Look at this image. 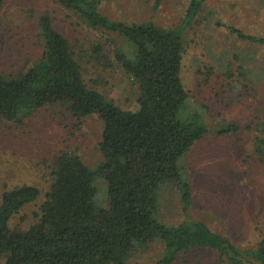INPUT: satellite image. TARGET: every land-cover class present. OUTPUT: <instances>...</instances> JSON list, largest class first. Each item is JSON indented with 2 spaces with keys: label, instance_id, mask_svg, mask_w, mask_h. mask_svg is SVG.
Returning <instances> with one entry per match:
<instances>
[{
  "label": "trees",
  "instance_id": "trees-1",
  "mask_svg": "<svg viewBox=\"0 0 264 264\" xmlns=\"http://www.w3.org/2000/svg\"><path fill=\"white\" fill-rule=\"evenodd\" d=\"M57 1L88 26L125 41L126 48L117 44L113 57L138 86V108H122L87 87L70 42L48 15L39 18L42 52L23 72L0 76V116L25 117L54 103L66 104L76 118L96 115L103 124L98 143L103 158L90 168L75 152L58 154L37 220L26 229L10 228L9 220L38 197L39 189L23 184L2 192L0 264H128L155 240L162 253L152 264H174L195 248L214 249L231 264H264V235L256 247L242 248L202 220L166 224L156 218L157 194L164 184L176 186L187 209L191 193L179 161L209 131L201 113L185 110L187 92L180 77L184 32L205 0H189L172 26L113 19L99 10L100 0ZM160 2L153 0V7ZM226 26L264 45V35ZM94 51L103 55L100 45ZM236 129L229 124L215 132ZM256 144L264 153V135L256 137ZM96 177L106 183L102 205L95 200Z\"/></svg>",
  "mask_w": 264,
  "mask_h": 264
},
{
  "label": "rangeland",
  "instance_id": "rangeland-1",
  "mask_svg": "<svg viewBox=\"0 0 264 264\" xmlns=\"http://www.w3.org/2000/svg\"><path fill=\"white\" fill-rule=\"evenodd\" d=\"M189 0H100L99 10L116 20H151L172 26ZM48 15L70 42L87 87L125 109L138 108L137 84L114 60L115 46L125 41L88 26L57 0H5L0 9V76L23 72L42 52L39 18ZM226 25L264 35V0H205L202 11L184 32L180 67L188 112H199L209 131L180 159L191 199L186 208L173 184L157 194L156 218L177 224L198 219L242 248H254L264 235V153L256 137L264 135V45L242 39ZM100 45L103 55L94 47ZM106 57V58H105ZM236 124L237 129L216 133ZM102 121L96 115L76 118L64 103L46 104L25 117L0 116V200L2 192L23 184L39 189L38 197L9 220L26 229L37 220L52 181L55 157L72 151L94 168L102 161L98 143ZM95 200L106 201V183L96 177ZM162 253L157 240L134 253L128 264H152ZM174 264H231L214 249L195 248ZM243 264H251L244 262Z\"/></svg>",
  "mask_w": 264,
  "mask_h": 264
}]
</instances>
